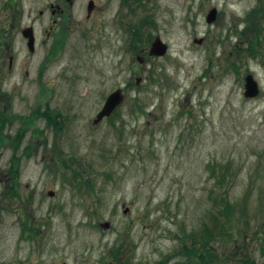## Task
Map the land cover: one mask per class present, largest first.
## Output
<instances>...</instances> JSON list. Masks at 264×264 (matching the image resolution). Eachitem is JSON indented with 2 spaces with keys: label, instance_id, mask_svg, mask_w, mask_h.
Wrapping results in <instances>:
<instances>
[{
  "label": "rangeland",
  "instance_id": "1",
  "mask_svg": "<svg viewBox=\"0 0 264 264\" xmlns=\"http://www.w3.org/2000/svg\"><path fill=\"white\" fill-rule=\"evenodd\" d=\"M90 1L0 0V264H264V0Z\"/></svg>",
  "mask_w": 264,
  "mask_h": 264
},
{
  "label": "water",
  "instance_id": "2",
  "mask_svg": "<svg viewBox=\"0 0 264 264\" xmlns=\"http://www.w3.org/2000/svg\"><path fill=\"white\" fill-rule=\"evenodd\" d=\"M95 7V3L93 0L89 2L88 5V12L91 13ZM218 14V10L216 7L210 9L209 13L207 14V21L209 23L216 20ZM23 35L27 38V45L31 52L35 51L36 48V38H35V31L33 26L26 27L22 31ZM199 43L202 42V39L197 40ZM168 52V45L161 39L160 36H157L150 48V55L151 56H164ZM142 61V58H139ZM142 80V77L137 78V82L139 83ZM261 93V86L258 80L255 78L253 73L247 74L245 78V96L249 98H255L259 96ZM125 99V93L122 88H118L117 90L113 91L106 99L102 109L99 111L97 117L94 119L95 123H98L103 118L110 116L114 110L120 105ZM53 195L54 192L49 193ZM129 209L126 208L125 212ZM103 227H109L110 223L106 222L102 224Z\"/></svg>",
  "mask_w": 264,
  "mask_h": 264
},
{
  "label": "trees",
  "instance_id": "3",
  "mask_svg": "<svg viewBox=\"0 0 264 264\" xmlns=\"http://www.w3.org/2000/svg\"><path fill=\"white\" fill-rule=\"evenodd\" d=\"M136 1H139V0H136ZM146 21L147 22H150V20H146ZM132 31H131V33H132ZM140 33L137 32L136 34H140ZM139 39L140 40H143V37L141 36V37H139ZM256 40L260 44V39L258 37L256 39H254L253 42H249V45L246 48V51H249V53L251 55H256L258 53V51H257L256 48L259 45L258 44H254V42ZM54 48H55V46H54ZM36 111H37L38 114H40V111H39L38 108H37ZM41 114H43L44 117L47 118L49 124H51V126H53V127L62 128V126L64 125L66 116H64L63 113L60 112L59 110H54L51 107H48L47 110L46 111H43ZM8 118L9 117H7V119ZM29 154H30V151L28 150V155ZM19 161H20L19 159H15V158L12 160V164H11V170L12 171L15 172L17 170ZM75 174H78V172H75ZM14 177L16 178V176H14ZM63 177L65 178L66 176L64 175ZM8 191H10L13 194H17L18 193L17 192V187L13 183H10L9 184ZM224 208H225V213L228 215V218L230 219L232 217L231 219H233V216H234V206L232 205V203L226 202ZM23 223L25 224L24 227L26 226L27 228L34 230L33 227L28 226L25 222H23ZM206 230L209 231V228L207 227ZM212 234H213L212 231H210L209 234L208 233H206V235L204 234V238H203V241H202V245H203L202 248L204 249V250H202L203 252L199 253L200 250H199L198 247L197 248H195V247L191 248V247H189L186 244L182 248L183 249L182 253H184V252L187 253V254H193L194 253V255H197L198 257L201 258V261L203 262V264H209V262H211V260H213V259H211V258L214 257L213 255H215V254H213V250H212L213 247L210 244V239H209V235L211 236ZM178 252H179V250H178ZM262 252L264 254V246L262 247ZM243 264H258V263L256 262L255 259L248 257V258H246V259L243 260Z\"/></svg>",
  "mask_w": 264,
  "mask_h": 264
},
{
  "label": "flooded vegetation",
  "instance_id": "4",
  "mask_svg": "<svg viewBox=\"0 0 264 264\" xmlns=\"http://www.w3.org/2000/svg\"><path fill=\"white\" fill-rule=\"evenodd\" d=\"M52 8H53V6H52ZM95 8V7H94ZM58 35V33H52V35ZM48 35H49V33H48ZM59 44H60V41L58 40V39H56L55 41H54V45H53V47L55 46L56 48L59 46ZM54 50H55V48H54ZM51 52H52V49H51ZM53 53H54V51H53ZM12 60H13V58L11 57V63H12Z\"/></svg>",
  "mask_w": 264,
  "mask_h": 264
}]
</instances>
